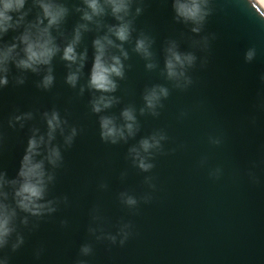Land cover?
Instances as JSON below:
<instances>
[{"label": "water", "instance_id": "water-1", "mask_svg": "<svg viewBox=\"0 0 264 264\" xmlns=\"http://www.w3.org/2000/svg\"><path fill=\"white\" fill-rule=\"evenodd\" d=\"M57 2L67 8L52 33L62 45L82 23L77 9L83 5L82 0ZM254 2L209 0L211 14L201 31L192 33L190 25L173 19L171 0H131L125 74L112 94L119 100L101 114L90 108L95 94L79 89L87 80L91 40L116 23L107 12L81 34L77 50L87 49L88 58L75 88L65 83L69 69L59 54L38 72L9 63L8 83L0 87V171L15 176L33 129L46 131L45 112L57 111L66 122L65 134L75 128L76 135L68 146L57 132L54 142L62 160L49 168L54 179L47 194L55 211L28 216L23 224L27 214L17 210L10 239L15 242L19 234L23 243L15 250L10 245L0 249L6 264H264V85L258 78L264 72V9L258 11ZM26 8L27 19H34L39 9L31 0ZM16 34L9 32L4 40ZM137 36L151 41L155 67L150 70L132 50ZM170 41L197 57L188 71L192 82L184 89L163 75ZM249 48L255 56L246 62ZM48 67L54 80L45 89L38 85ZM153 84H163L169 94L157 115L147 110L141 114L142 94ZM124 107L136 109L135 136L116 144L102 141L99 115L119 122ZM23 113L31 118L14 120ZM154 132L166 138L150 157L153 167L144 172L133 164L128 148ZM216 168L221 174L210 177ZM120 193L137 203L125 205ZM125 224L123 244L119 235L115 243L107 238ZM85 244L91 251L82 255Z\"/></svg>", "mask_w": 264, "mask_h": 264}, {"label": "clouds", "instance_id": "clouds-1", "mask_svg": "<svg viewBox=\"0 0 264 264\" xmlns=\"http://www.w3.org/2000/svg\"><path fill=\"white\" fill-rule=\"evenodd\" d=\"M32 5L39 9L38 14L32 20H28L29 9L26 8L28 0H0V87L8 83V65L22 71L38 72L41 66L51 64L53 57L59 54V58L65 62L69 71L65 75V83L75 88L78 84L81 70L88 58L87 49L77 50L83 31L88 30V24L94 18L110 14L116 23L107 27V31L91 40L92 59L88 67L87 80L80 86V92L85 88L95 95L89 101L91 111L96 114L104 113L117 103L119 98L112 95L117 89V81L125 74V63L128 52L124 44L131 37V22L127 19L131 9V0H82L83 7L78 8L80 20L72 35L62 45L56 42L52 34L67 15V8L57 0H31ZM264 8V0H255L253 7ZM173 19L180 23L190 25L192 33H199L211 14L209 0H171ZM141 9L137 7L135 13ZM19 31L17 32V30ZM9 32L17 34L5 41L4 37ZM115 49V51H110ZM132 50L145 61V68L152 69L151 41L144 36L135 38ZM255 56V50L249 48L244 53L246 62ZM197 57L191 51L181 52L174 41H170L164 49L163 75L166 80L172 81L174 86L180 89L187 88L191 84L188 75ZM259 81L264 85V72L259 74ZM54 77L51 68L41 77L40 87L47 89L53 83ZM19 80L18 83H22ZM169 90L163 84H153L146 88L142 94L143 106L139 112L143 114L147 110L152 115H157V109L162 107V100L166 99ZM46 131L41 133L39 129H33L32 135L27 139L22 155L19 158L15 176L7 177L0 171V249L10 245L15 250L23 243V237L17 234L15 242H11L12 233L15 231L14 219L17 210L27 215L21 218V223H27L28 216H43L55 211L53 200L47 198L48 186L54 177L49 168H55L62 160L60 146L54 141L57 132L63 136L65 145L70 146L76 129L71 128L65 134L63 121L55 110L43 113ZM31 113H23L14 117L15 121L22 122L30 119ZM22 126V123H21ZM99 136L102 141L111 144L126 142L128 138L135 136L138 131L136 109L124 107L119 113V122L111 115L103 114L98 117ZM162 132H154L141 137L135 145L128 148V154L133 164L141 171L147 172L153 167L150 157L154 151L161 148V141L165 139ZM210 142L219 144V138H210ZM46 165L48 167H46ZM221 169L210 170L209 175L218 178ZM251 180L256 178L249 173ZM147 179V178H146ZM9 190L11 206L8 203ZM121 202L127 206H134L135 197L126 193H120ZM128 225H122L116 235H108L113 243L117 242V235L121 237L119 243L123 244L127 237ZM99 238V237H97ZM91 251L88 245H82L80 252L87 255ZM0 264H6L4 258H0ZM83 264V262H81Z\"/></svg>", "mask_w": 264, "mask_h": 264}, {"label": "bare ground", "instance_id": "bare-ground-1", "mask_svg": "<svg viewBox=\"0 0 264 264\" xmlns=\"http://www.w3.org/2000/svg\"><path fill=\"white\" fill-rule=\"evenodd\" d=\"M264 9V8H263Z\"/></svg>", "mask_w": 264, "mask_h": 264}]
</instances>
